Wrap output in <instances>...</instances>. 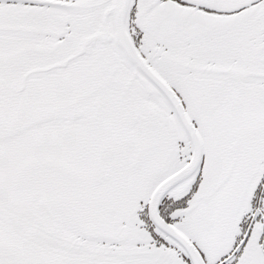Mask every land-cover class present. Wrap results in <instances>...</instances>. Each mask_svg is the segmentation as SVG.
<instances>
[{"label": "snow or ice", "instance_id": "snow-or-ice-1", "mask_svg": "<svg viewBox=\"0 0 264 264\" xmlns=\"http://www.w3.org/2000/svg\"><path fill=\"white\" fill-rule=\"evenodd\" d=\"M0 264H264V0H0Z\"/></svg>", "mask_w": 264, "mask_h": 264}]
</instances>
